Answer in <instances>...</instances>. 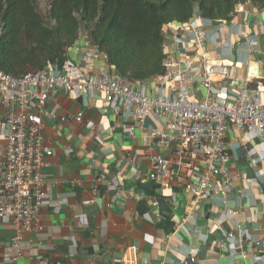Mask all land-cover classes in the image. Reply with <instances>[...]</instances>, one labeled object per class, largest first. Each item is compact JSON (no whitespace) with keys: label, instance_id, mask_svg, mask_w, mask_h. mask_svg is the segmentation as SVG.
<instances>
[{"label":"crops","instance_id":"0c3cea01","mask_svg":"<svg viewBox=\"0 0 264 264\" xmlns=\"http://www.w3.org/2000/svg\"><path fill=\"white\" fill-rule=\"evenodd\" d=\"M192 28L203 36L198 45ZM163 38L170 57L197 51L211 60H231L229 76L221 82L228 86L229 101L242 86H264L262 7L239 3L229 20L216 21L195 12L187 22L167 24ZM87 50L92 47L82 34L68 48L67 58L79 62ZM87 71L116 74L105 55L96 51ZM145 83L156 86L151 79ZM197 86L199 82L193 85V97L201 98L204 88ZM4 110H0V162L6 143ZM79 111L84 122L94 123L93 128L73 119ZM34 114L44 143L53 151L40 170L49 199L39 211L42 231L23 243L25 253L15 264H184L189 254L194 264H251L264 254V134L231 128L226 136L231 192L225 203L204 199L186 217L188 193L175 182L166 187L161 178H148L151 154L175 157L173 144L164 147L152 134L163 127L166 115L146 116L131 134L125 127L132 120L114 115L103 95L73 97L58 90L35 107ZM249 149L260 157L257 166L247 160ZM100 174L105 179L97 183L94 196L93 178ZM226 207L234 213L225 216ZM238 226L243 228L241 243H218ZM13 234V227L0 221V259Z\"/></svg>","mask_w":264,"mask_h":264},{"label":"built area","instance_id":"2783aa9c","mask_svg":"<svg viewBox=\"0 0 264 264\" xmlns=\"http://www.w3.org/2000/svg\"><path fill=\"white\" fill-rule=\"evenodd\" d=\"M192 31L197 45L200 44L202 34L194 28ZM94 53L92 48L81 55L79 62L66 57L61 64H48L22 77L0 71V110L5 109L2 122L6 140L0 162V221L14 229L0 264H15L25 253L23 243L43 229L39 211L47 204L49 194L40 170L53 151L43 141L42 126L35 118L34 108L44 105L53 91L73 97L103 95L114 115L132 120L125 127L131 134L146 116L154 112L166 115L163 127L152 134L159 137L164 147L173 144L175 157L171 160L158 153L151 154L148 178H161L166 187L175 182L188 193L186 217L204 199L225 203L231 192V154L226 143L231 128L264 134V86H242L229 101L228 86L221 82L229 76L231 60H211L197 51L184 57L167 56L164 73L151 79L156 86H147L145 81L132 83L117 74L88 72V60ZM198 82L204 88V96L194 98L193 85ZM73 119L93 128L92 121L84 122L83 112H77ZM247 160L251 166H257L260 157L249 149ZM93 179L96 196L97 183L104 181V174ZM233 213L226 207L225 216ZM242 230L238 226L237 231L219 237L218 243L224 244L226 240L241 243ZM239 254L246 257L245 252ZM194 262L195 258L189 254L184 264ZM251 264H264V254Z\"/></svg>","mask_w":264,"mask_h":264},{"label":"trees","instance_id":"16d2710c","mask_svg":"<svg viewBox=\"0 0 264 264\" xmlns=\"http://www.w3.org/2000/svg\"><path fill=\"white\" fill-rule=\"evenodd\" d=\"M247 1L264 10V0H0V71L22 77L61 64L84 34L119 77L145 81L164 73L167 24L195 12L229 20Z\"/></svg>","mask_w":264,"mask_h":264},{"label":"rangeland","instance_id":"374dc122","mask_svg":"<svg viewBox=\"0 0 264 264\" xmlns=\"http://www.w3.org/2000/svg\"><path fill=\"white\" fill-rule=\"evenodd\" d=\"M41 7L45 8V2H41Z\"/></svg>","mask_w":264,"mask_h":264}]
</instances>
